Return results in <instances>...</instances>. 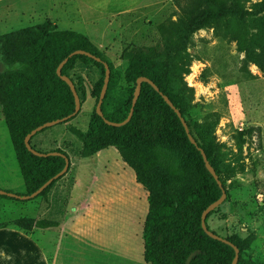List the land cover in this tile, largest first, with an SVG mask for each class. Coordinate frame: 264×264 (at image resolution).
Listing matches in <instances>:
<instances>
[{
  "label": "rangeland",
  "instance_id": "374dc122",
  "mask_svg": "<svg viewBox=\"0 0 264 264\" xmlns=\"http://www.w3.org/2000/svg\"><path fill=\"white\" fill-rule=\"evenodd\" d=\"M47 1L4 0L0 10L11 11L15 2L24 16L20 23H0V34L45 20L56 30L75 31L76 28L70 25L57 27L40 15L50 8ZM60 1L71 5L70 0ZM222 1L225 3L222 14L194 30L185 46L172 54V89L179 92L181 101L186 102V114L193 132L211 152L225 189L223 202L207 218L209 228L222 237L247 240L244 254L253 262L264 264V0ZM179 16L175 8L173 15L162 21H165L163 30L172 44L177 42L173 28H177ZM170 23L174 27L170 28ZM122 47L119 45L113 50L111 61L105 55L106 46L100 47L99 51L115 65L114 57H120ZM161 49L160 39L154 50ZM15 67L0 60V71ZM115 72L112 66L111 83L118 90L114 93L118 98L119 90L126 84L123 80L120 84ZM68 74L73 80L80 81L85 92L77 114L66 123L46 128L30 140L36 150H52L56 145L46 133L54 131L56 137L63 140L59 147L65 148L70 155L71 161L65 153L68 168L43 196L27 200L0 196V226L9 225L27 233L33 227L29 230L18 227L14 223L16 219H62L68 227L76 223L84 232L92 230L100 237L103 251L88 249L86 257L106 264H144L140 262L141 231L147 212L146 191L135 181L133 171L112 146L97 151L88 159L78 160L88 156L81 155L80 141L67 130V125L86 130L93 105L89 89L100 76V70L92 64L76 61ZM112 103L108 99L107 108ZM0 157V189L25 194L1 118ZM76 168L80 169L78 179L75 178ZM73 189L76 190L71 195ZM89 192L91 196L84 199ZM80 240L82 246L92 248L89 237L82 235ZM126 244L135 263L128 258Z\"/></svg>",
  "mask_w": 264,
  "mask_h": 264
},
{
  "label": "trees",
  "instance_id": "16d2710c",
  "mask_svg": "<svg viewBox=\"0 0 264 264\" xmlns=\"http://www.w3.org/2000/svg\"><path fill=\"white\" fill-rule=\"evenodd\" d=\"M174 6L180 14L179 24L173 28L176 43L172 44L166 36L164 21L157 25L158 37L154 43L147 46L130 43L121 50L120 58L126 60L122 79L127 87L119 90L118 98L114 95L118 90L111 83V63L83 34L56 30L48 20L0 34V60L16 65L10 70L0 71V114L25 194L31 193L57 173L64 163L60 156H35L23 145L24 135L32 128L45 121L65 117L73 111L71 92L55 74V68L63 57L76 49L98 57L100 61L75 54L67 58L60 68V74L72 81L79 102L85 95L83 86L78 79L73 80L68 71L76 61L92 64L100 70V76L89 89L93 105L86 130L81 131L73 125H67V130L80 141L82 156H90L108 146L114 147L120 159L133 171L135 181L146 191L147 212L141 231L143 261L149 264H230L232 248L208 237L200 228L201 211L219 197L220 189L204 168L196 147L203 150L220 180L219 172L211 152L193 132L186 114V102L181 101L179 92L172 89L171 81L172 54L185 46L194 30L210 18H218L225 9V3L222 0H174ZM172 27L174 25L170 23ZM160 39L162 49L154 50ZM102 61L109 68V78L100 104L102 117L106 120L119 122L126 117L136 77H146L158 89L155 91L148 83L141 82L131 116L120 126L105 124L94 111L103 77ZM158 92L166 95L179 111L196 145L188 141L178 117ZM108 99L113 103L107 108ZM75 115L61 123L68 122ZM30 146L34 148L32 144ZM52 150L67 156L59 148ZM56 179L37 196H43ZM221 186L225 192L222 182ZM218 206L205 216V226L213 233L216 232L209 228L207 218ZM14 223L26 230L54 224L45 219L32 218H18ZM224 238L238 249L235 264H257L244 254L247 240Z\"/></svg>",
  "mask_w": 264,
  "mask_h": 264
},
{
  "label": "crops",
  "instance_id": "0c3cea01",
  "mask_svg": "<svg viewBox=\"0 0 264 264\" xmlns=\"http://www.w3.org/2000/svg\"><path fill=\"white\" fill-rule=\"evenodd\" d=\"M47 2L50 8L40 15L52 21L57 27H61V24L75 27V31L87 37L98 50L106 46L105 55L109 61L113 59V50L118 49L119 45L126 46L123 43L145 46L154 43L158 37L157 25L169 15H173L175 10L174 0H70L71 5L60 0ZM0 3H4V0H0ZM17 8L18 5L14 2L11 11H6V8L0 10V23L4 24L7 21L20 23L24 13ZM114 58L116 64L112 66L114 70L116 69L115 73L118 74L122 85V72L126 60ZM0 118L2 119L1 114ZM46 135L53 138L52 144L54 142L55 148L68 154L65 148L59 147L63 140L57 138L54 131H48ZM89 157H79L78 160ZM69 159L71 161L70 155ZM79 171L80 169L76 168L77 179ZM74 190L76 189H73L71 195ZM90 196L89 192V196L85 194L84 199ZM48 221L54 224L44 228L33 227L27 233L9 225L0 226V264H106L85 255L88 249L103 251L101 239L94 231L87 230L86 233L79 229L76 223H71L68 227L62 219ZM82 235L90 238L92 248L81 245ZM127 250L128 258L133 262L128 245ZM142 260L140 263L149 264Z\"/></svg>",
  "mask_w": 264,
  "mask_h": 264
},
{
  "label": "water",
  "instance_id": "95a60500",
  "mask_svg": "<svg viewBox=\"0 0 264 264\" xmlns=\"http://www.w3.org/2000/svg\"><path fill=\"white\" fill-rule=\"evenodd\" d=\"M75 54L85 55L87 57H90V58L94 59L95 61H100V59L98 57L90 54L89 52L84 51V50H81V49H76V50H73V51L69 52L57 64V66L55 68V74L62 81H64V83L68 86L69 91L71 92V95H72V98H73V111L69 115H67L65 117L53 119V120H50V121H45V122H43V123L35 126L28 133H26L24 135V137H23V145L26 148V150L29 151L31 154H33L35 156H39V157H41V156H49V155H51V156H60L64 160L63 166L61 167V169L57 173H55L54 175H52L51 177H49L48 179H46L39 187H37L31 193L18 195V194H14V193H11L9 191L0 189V195H3L5 197H9V198L19 199V200L31 199L33 197H36L39 194V192L43 188H45L51 181H53L57 177H60L61 175H63L64 172L67 170L68 165H69V160H68V157L67 156H65L64 154H62V153H60L58 151H55V150L38 151V150H36V149H34V148H32L30 146L29 139H30L31 136H33L35 133L39 132L40 130H42L44 128H47V127H50V126H53V125H55L57 123H61V122L65 121L66 119L70 118L71 116L75 115L78 112L79 107H80V102H79L78 95H77V93L75 91L74 85H73L72 81L69 79L68 76L60 74V68L65 63V61L67 60V58H69V57H71L72 55H75ZM101 63H102V66H103V77H102V83H101V87H100V90H99V93H98V97H97L96 103L94 105V111H95V113L99 117L102 118V120H103V122L105 124L110 125V126H120V125L124 124L125 122H127L128 119L131 116L133 105H134V103L136 101V98H137V96L139 94V88H140V83L141 82L148 83L155 91H158V89L146 77H144V76H138V77H136V79H135V85L133 87V91H132V95H131L130 107H129V110H128V113H127L126 117L123 120L119 121V122L108 121V120H106V119H104L102 117V112L100 110V104H101L102 98H103L104 93H105V90H106V86H107V82H108V78H109V68H108V65L106 64V62L102 61ZM158 93L161 96L162 100L169 106L170 109L173 110V112L178 117V119L180 121V124H181V126L183 128V131H184V133H185L188 141L191 144L196 145V143H195L193 137L191 136V134L189 133L188 128H187V125H186L183 117L180 115L179 111L173 106V104L167 98L166 95H164V94H162L160 92H158ZM196 149L199 151V153L201 155V159H202L204 168L209 172V174L215 180V183L217 184V186L220 189V195H219V197L217 199H215L214 201H212L211 203H209L201 211L200 217H199L200 228L202 229V231L208 237H210L212 239H215V240H218V241H221L222 243H224V244H226V245H228V246H230L232 248V250H233V257H232V260H231L230 264H235L236 263V260H237V256H238V249H237V247L235 245H233L230 241H228L227 239H225L224 237H221V236L217 235L216 233H213L211 230L207 229L206 226H205V216H206V214L210 210H212L215 207H217L222 202V200L225 197V192H224V190H223V188L221 186L220 180L218 179L217 175L215 174L214 169L212 168V166L210 165V163L207 161L206 156H205L203 150L200 147H196Z\"/></svg>",
  "mask_w": 264,
  "mask_h": 264
}]
</instances>
